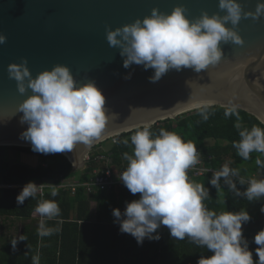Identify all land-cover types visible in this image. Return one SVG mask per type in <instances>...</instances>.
Segmentation results:
<instances>
[{
    "label": "clouds",
    "instance_id": "clouds-1",
    "mask_svg": "<svg viewBox=\"0 0 264 264\" xmlns=\"http://www.w3.org/2000/svg\"><path fill=\"white\" fill-rule=\"evenodd\" d=\"M218 7L223 15L220 12L210 15L204 10L195 19L186 14L182 4L171 12L154 7L150 15L134 22L115 29L108 26L106 38L110 47L120 50L125 69L133 64L142 65L145 70L154 69V74L149 77L151 83L158 82L170 70L179 72L188 68L200 73L224 58L222 44L244 43L237 30L242 19L258 20L264 16V0H260L255 11H244L239 0H219ZM6 41V34L0 33V44ZM8 74L17 82L21 95L31 90L16 113H23L20 122L27 123L28 127L21 133V138L31 143L34 152L70 153L78 145L91 148L102 138L109 121L118 116L110 112L105 94L94 80L78 85L70 67L65 64H56L33 76L28 60L24 58L21 62L10 63ZM131 75L128 73L125 79H130ZM200 115L206 121L209 118L207 108ZM224 115H236L237 121L240 119L235 106L226 108ZM235 127L239 130L240 140L233 142V147L243 160L251 159L253 152L264 155V128H242L239 122ZM124 143L128 144V141ZM131 144L133 154H124L128 164L118 179L133 195L139 193L140 197L126 202L123 211L113 209L112 214L122 233L131 234L138 244H143L145 238L160 239L157 229L166 226L173 239L187 238L212 253L201 257L197 264H264V229L254 237L258 246L255 249L258 260L254 261L242 227L250 221V213L244 208L239 211L210 210L205 203L210 198L209 189L190 179L189 170L199 162L193 142L165 129L153 134L145 127L131 136ZM255 163L264 168V160L259 156ZM221 181L235 197L249 202L264 199V179H246L239 169L224 164L213 173L210 184L219 192ZM238 185L246 187L241 190ZM49 191L53 198L59 194L55 186ZM38 193H41L38 184L28 182L16 198L17 205L35 199ZM34 211L41 217L37 229L41 238L60 231L59 221L54 227L46 223L60 216L61 209L55 199H40ZM261 212H264V206ZM18 240L25 239L21 235ZM18 240H12L13 249ZM32 264H40L39 253L32 257Z\"/></svg>",
    "mask_w": 264,
    "mask_h": 264
},
{
    "label": "water",
    "instance_id": "water-1",
    "mask_svg": "<svg viewBox=\"0 0 264 264\" xmlns=\"http://www.w3.org/2000/svg\"><path fill=\"white\" fill-rule=\"evenodd\" d=\"M239 2L244 11H255L260 0ZM178 4L192 19L204 10L224 14L219 0H0V33L7 36L0 44V120H6L0 121V145L32 147L21 138L28 127L20 122L23 113H16L31 90L21 95L8 74V65L24 58L33 76L65 64L78 85L94 80L110 112L118 114L91 148L78 145L73 152L62 153L74 170L83 169L94 146L114 136L205 106H235L264 122V16L242 19L237 30L244 43L222 44L224 58L200 73L170 70L151 83L154 69L123 67L120 50L107 41L108 26L115 29L134 22L150 15L154 7L171 12ZM128 73L131 78L125 79Z\"/></svg>",
    "mask_w": 264,
    "mask_h": 264
},
{
    "label": "trees",
    "instance_id": "trees-1",
    "mask_svg": "<svg viewBox=\"0 0 264 264\" xmlns=\"http://www.w3.org/2000/svg\"><path fill=\"white\" fill-rule=\"evenodd\" d=\"M205 108L209 113L206 121L200 115ZM226 108L228 107L219 105L205 106L174 119L159 121L148 128L153 134H159L161 129H165L175 132L185 141L193 142L205 158V162L207 161V164L217 169L228 164L231 168L239 169L240 175L246 179L256 178L257 175H261V179H264V168L255 163L258 156L264 160V155L253 152L251 159L243 160L233 147V142L240 140L239 130L235 127L237 122L242 128L248 129L253 126L264 128V123L255 115L240 108H236L239 121L236 115L225 117ZM145 127L116 136L117 142L112 143L108 151L104 153L115 169L121 170L127 167L128 161L124 158V154H133L131 136ZM125 140L128 144L124 143ZM208 140L213 142L209 143ZM103 143L93 147L90 159L83 170H74L73 163L62 153L43 154L34 152L32 147L0 145V185L24 184L43 178L59 180L76 177L86 180L97 165L95 158L102 153L97 149ZM11 151L35 155L38 158V164L31 166L13 161L8 156ZM44 163L47 165H43ZM212 175L190 177L193 181L203 183L209 189L210 198L205 203L210 210L239 211L242 208L246 209L248 203H253L260 210L264 206V199L249 202L242 197H235L223 181H221V189L218 192L210 184ZM238 187L243 190L246 186L238 185ZM22 189L18 187L0 188V216L30 220V223L24 226L22 236L25 240H18L17 248H15V252L19 251L21 255L26 254V264H32V257L37 253L40 255V264H197L201 257L212 255L205 247L197 246L187 238L173 239L166 226L157 229L160 239L145 238L143 244H138L131 234L122 233L112 213L113 209L126 207V202H131L139 195V193L133 195L128 189L123 190L125 193L122 205L117 201L110 203V199L104 195L105 192H101L103 194L101 197H95L98 206L96 221L93 223L88 220L86 214L88 201L82 190H79L76 196L71 197L67 192L58 189L59 194L53 198L49 187L44 197L37 195L35 199H27L18 206L16 198ZM40 199H55L61 209L59 217L46 221L50 227L56 226L59 221L60 231L43 238L38 235V224L32 215ZM73 211L77 212L75 220L72 219ZM250 216V221L244 223L242 227L255 261L258 260L255 252L258 246L254 242V237L264 229V220L260 219V215L250 214ZM100 227L108 228L107 235L104 229L99 233ZM5 257L0 259L1 264H12L11 255ZM14 260L19 264H24L17 253Z\"/></svg>",
    "mask_w": 264,
    "mask_h": 264
},
{
    "label": "crops",
    "instance_id": "crops-1",
    "mask_svg": "<svg viewBox=\"0 0 264 264\" xmlns=\"http://www.w3.org/2000/svg\"><path fill=\"white\" fill-rule=\"evenodd\" d=\"M110 142H106L103 143L102 145H100L98 147L97 150L102 151L101 155H97V157L95 158V162H96V167L92 170L91 175L95 172V171H99L103 168H107V167H112L111 165V161L109 158L106 157V155L104 154L106 151H108V149L111 147L112 143H115L112 139L109 140ZM36 157V156H35ZM37 158V157H36ZM36 158L34 159V161L36 160ZM90 159V155L89 157H87V161ZM31 161V160H30ZM28 164V163H26ZM32 164V162L30 163V165ZM38 164V160L37 162H35L34 166H36ZM43 165H47L46 163H44ZM32 166V165H31ZM86 167V166H85ZM84 169V168H83ZM81 169V170H83ZM117 170V169H116ZM124 170V169H121ZM90 175V176H91ZM89 176V177H90ZM88 177V178H89ZM71 178H76V177H71ZM262 176L261 175H257L256 179H261ZM62 178H60L59 180H53V179H49V178H43L40 180H32L29 182H35L36 184H43V183H48L49 181H52L54 184L58 183L59 181H61ZM28 182L24 183V184H12V186H8V184H2L0 185V188H23ZM51 187V186H50ZM57 189L62 190L63 192H67L71 197L76 196L78 194L79 190H82V192L85 195V198L88 201V205L86 206V214L88 217V220L93 223L96 221V214H97V201L95 200V197H101V192H105L104 195L110 199V203H113L115 201H117L120 205L123 204V194L125 193V191L123 190H127L126 187H121V186H115L113 188L101 191V190H95L93 192H87L83 189H79L77 190L75 193H72L70 190L61 188V187H57L55 186ZM49 189V187H44V189L41 191V193H38L37 195H40L41 197H44L46 190ZM113 193V194H111ZM140 194L137 195L134 200L139 199ZM125 209V206L121 208V210L123 211ZM36 214V215H35ZM33 218L35 220V222L39 225V220L41 219V217L39 216V214L35 213V211L33 212ZM84 215V214H83ZM82 215V216H83ZM260 215V219L264 220V212L259 213ZM75 218H77V212L73 211L72 212V219L75 220ZM81 222V221H80ZM30 223V220H23V219H17L13 216H0V259L1 258H6V255H11L12 257V264H19L18 261L14 260V257L17 253V256H19L21 258V262L26 264V254L25 255H21L19 251L15 252V249H13L12 246V240L16 239L18 240L20 238V236L23 234V230H24V226L26 224ZM104 229L105 231V235H107L108 232V228H99V233L100 231ZM17 248V246H16ZM1 264V262H0Z\"/></svg>",
    "mask_w": 264,
    "mask_h": 264
},
{
    "label": "built area",
    "instance_id": "built-area-1",
    "mask_svg": "<svg viewBox=\"0 0 264 264\" xmlns=\"http://www.w3.org/2000/svg\"><path fill=\"white\" fill-rule=\"evenodd\" d=\"M112 140L114 142H117L116 136L112 137ZM197 152L199 154V162L189 170L188 173L189 177H197V176H204L207 174H213L214 172L222 168L221 167L220 169H217L211 166L210 164H207V161L205 162V158L202 156L198 148H197ZM124 170H116L115 168L107 167L99 171L98 170L95 171L86 180H80L79 178H62V180L59 181L58 183L54 184L52 181H49L48 183L46 182L43 184H38V186L41 188V191L44 189V187L57 186L70 190L72 193H75L80 188L87 192H93L95 190L104 191L113 188L115 186L126 187L123 184V182L120 179H118V176ZM8 186H12V185H8Z\"/></svg>",
    "mask_w": 264,
    "mask_h": 264
},
{
    "label": "rangeland",
    "instance_id": "rangeland-1",
    "mask_svg": "<svg viewBox=\"0 0 264 264\" xmlns=\"http://www.w3.org/2000/svg\"><path fill=\"white\" fill-rule=\"evenodd\" d=\"M194 111V110H193ZM112 138H110L109 140H111ZM110 142V141H107ZM209 143H212V140H208ZM93 150V148H92ZM91 150V151H92ZM90 151V153H91ZM89 153V155H90ZM13 161L16 162H23V163H28L30 165V163L32 162V166L35 164V162H37L38 158L35 157V155L29 154V153H25V152H18V151H11L8 155ZM36 158V160L34 161V159ZM31 160V161H30ZM86 166V165H85ZM85 166L83 168H85ZM246 210L250 213V214H254L259 216L260 213V209L254 205L253 203H248ZM36 215V214H35Z\"/></svg>",
    "mask_w": 264,
    "mask_h": 264
}]
</instances>
